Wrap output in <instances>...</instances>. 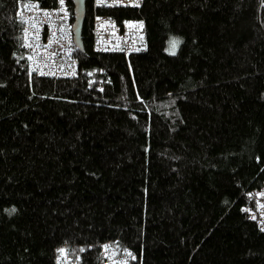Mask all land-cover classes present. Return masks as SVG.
Returning <instances> with one entry per match:
<instances>
[{"label": "trees", "instance_id": "16d2710c", "mask_svg": "<svg viewBox=\"0 0 264 264\" xmlns=\"http://www.w3.org/2000/svg\"><path fill=\"white\" fill-rule=\"evenodd\" d=\"M33 1L0 0V264H264V0H85L71 77L30 71ZM96 15L145 50L94 51Z\"/></svg>", "mask_w": 264, "mask_h": 264}, {"label": "built area", "instance_id": "2783aa9c", "mask_svg": "<svg viewBox=\"0 0 264 264\" xmlns=\"http://www.w3.org/2000/svg\"><path fill=\"white\" fill-rule=\"evenodd\" d=\"M141 1L93 0V5L135 8L141 5ZM20 16L24 21V48L30 71L39 76L76 75L77 62L74 54L77 48L73 42V20L67 0H56L55 6L51 8L41 7L34 1L28 2L22 7ZM92 37L94 51H120L127 56L146 48L144 23L138 19H125L118 23L114 18L96 15ZM252 195L264 221V187L253 191ZM100 254L103 258L100 264L124 263L127 257H117L109 242L100 245Z\"/></svg>", "mask_w": 264, "mask_h": 264}, {"label": "water", "instance_id": "95a60500", "mask_svg": "<svg viewBox=\"0 0 264 264\" xmlns=\"http://www.w3.org/2000/svg\"><path fill=\"white\" fill-rule=\"evenodd\" d=\"M73 4V42L78 51L82 52L81 29L85 15V0H71Z\"/></svg>", "mask_w": 264, "mask_h": 264}, {"label": "snow or ice", "instance_id": "6c2138e0", "mask_svg": "<svg viewBox=\"0 0 264 264\" xmlns=\"http://www.w3.org/2000/svg\"><path fill=\"white\" fill-rule=\"evenodd\" d=\"M141 27H142V25H141ZM178 44H179L178 40H173V41L170 42V53L171 54H173V55L175 54V49H176ZM60 251H61V253H63L64 250L61 249Z\"/></svg>", "mask_w": 264, "mask_h": 264}, {"label": "rangeland", "instance_id": "374dc122", "mask_svg": "<svg viewBox=\"0 0 264 264\" xmlns=\"http://www.w3.org/2000/svg\"><path fill=\"white\" fill-rule=\"evenodd\" d=\"M176 48H177V47H176ZM175 51H176V49H175ZM167 52L170 53V46L168 47ZM170 54H171V53H170Z\"/></svg>", "mask_w": 264, "mask_h": 264}, {"label": "bare ground", "instance_id": "6f19581e", "mask_svg": "<svg viewBox=\"0 0 264 264\" xmlns=\"http://www.w3.org/2000/svg\"><path fill=\"white\" fill-rule=\"evenodd\" d=\"M72 20H73V17H72Z\"/></svg>", "mask_w": 264, "mask_h": 264}]
</instances>
